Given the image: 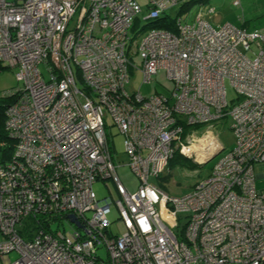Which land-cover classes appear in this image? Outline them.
Here are the masks:
<instances>
[{
  "label": "built area",
  "instance_id": "1",
  "mask_svg": "<svg viewBox=\"0 0 264 264\" xmlns=\"http://www.w3.org/2000/svg\"><path fill=\"white\" fill-rule=\"evenodd\" d=\"M181 2L146 0L152 27L133 45L137 0H0V64L23 82L5 109L14 146L0 163L1 264H264V31L214 27L201 13L155 26ZM134 55L143 82L164 70L168 95L126 91ZM226 116L233 146L208 176L182 196L149 182L175 152L193 153L199 127ZM105 117L122 134L133 191ZM211 140L198 141L202 152L224 149ZM107 179L117 197L99 200L92 185ZM63 220L71 231L52 228Z\"/></svg>",
  "mask_w": 264,
  "mask_h": 264
},
{
  "label": "rangeland",
  "instance_id": "2",
  "mask_svg": "<svg viewBox=\"0 0 264 264\" xmlns=\"http://www.w3.org/2000/svg\"><path fill=\"white\" fill-rule=\"evenodd\" d=\"M141 6V11L135 16L131 28L128 30V35L134 44H137L143 36L151 29L150 20L144 19L147 14L146 0H137ZM234 0H184V2L176 4L172 8H168L166 15L169 19H181V23H192L198 13L202 14L203 19L207 20L214 27L230 23L238 28H246L248 30L258 29L264 31V0H238L239 5L233 4ZM210 14H207L209 10ZM243 18V19H242ZM134 48V47H133ZM135 49V48H134ZM134 51V50H133ZM135 68L129 73L128 82L125 84V89L129 94L137 91L142 96H150L155 92H160L168 95L173 89V83L166 78L164 70H159L158 74L153 76L151 81L143 82V76L138 66L141 64L139 55L132 57ZM41 70H45L44 65L39 66ZM23 86V82L17 80L16 69L7 67L5 64H0V96L10 95L12 90ZM226 96L231 106V100L235 97L234 90L225 82ZM5 97V96H4ZM105 131L109 142V147L113 157V161L117 165V174L124 187L128 190H135L138 186V178L128 166V157L123 149V137L118 131V128L112 125L110 117H105ZM232 124L231 117L226 116L220 120L212 122L210 125L199 127V133H195L194 145L190 148V155L182 154L186 161L177 160L174 164L168 167V170L161 173L159 177H150L149 182L156 186L159 190L169 196H182L192 189V185L201 178L208 176L212 167L216 162L225 155L233 146L234 135L230 128ZM210 134L213 139H216L223 150L220 152L201 151V142L203 144L213 145L215 142L211 140L210 135L203 136L202 134ZM207 147H204L206 149ZM190 165L192 167H190ZM170 174L167 181L162 179L166 174ZM257 188H264V179H258L256 182ZM93 191L99 200L106 197H117L115 185L112 180L95 181L92 185ZM109 219L116 218V211L111 209ZM52 228H58L63 232L71 231L73 226L66 220L61 223L55 221ZM3 235L0 232V241L3 240ZM99 254L105 258L104 249L99 250ZM8 258L14 261L17 258L15 252L8 254ZM1 264V259H0Z\"/></svg>",
  "mask_w": 264,
  "mask_h": 264
},
{
  "label": "trees",
  "instance_id": "3",
  "mask_svg": "<svg viewBox=\"0 0 264 264\" xmlns=\"http://www.w3.org/2000/svg\"><path fill=\"white\" fill-rule=\"evenodd\" d=\"M172 20L169 19V16L162 17L158 19L157 21H154L153 23L155 26L164 27L168 30H174L172 26H170ZM2 95L0 96V163H4L9 160V158L12 155L14 142L12 138L8 136V134L5 131L4 123H5V109L6 107L14 101V98L12 95ZM185 160V157L180 154L178 151L175 152L173 157L168 162V167L172 164H174L177 160ZM190 167H192L190 165ZM169 173L162 177L164 181H167L169 178Z\"/></svg>",
  "mask_w": 264,
  "mask_h": 264
},
{
  "label": "water",
  "instance_id": "4",
  "mask_svg": "<svg viewBox=\"0 0 264 264\" xmlns=\"http://www.w3.org/2000/svg\"><path fill=\"white\" fill-rule=\"evenodd\" d=\"M216 153H217V152H216ZM68 217L71 218L72 220L74 219L72 215H69Z\"/></svg>",
  "mask_w": 264,
  "mask_h": 264
},
{
  "label": "bare ground",
  "instance_id": "5",
  "mask_svg": "<svg viewBox=\"0 0 264 264\" xmlns=\"http://www.w3.org/2000/svg\"><path fill=\"white\" fill-rule=\"evenodd\" d=\"M207 149V148H206Z\"/></svg>",
  "mask_w": 264,
  "mask_h": 264
}]
</instances>
